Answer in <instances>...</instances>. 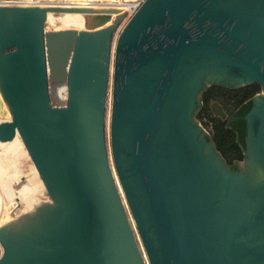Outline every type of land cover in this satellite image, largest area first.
<instances>
[{"label": "water", "instance_id": "95a60500", "mask_svg": "<svg viewBox=\"0 0 264 264\" xmlns=\"http://www.w3.org/2000/svg\"><path fill=\"white\" fill-rule=\"evenodd\" d=\"M74 10L90 30L51 96L48 8L0 5V139L21 135L49 201L0 226V264H264V0H143L121 30ZM250 84L233 165L198 115Z\"/></svg>", "mask_w": 264, "mask_h": 264}, {"label": "bare ground", "instance_id": "6f19581e", "mask_svg": "<svg viewBox=\"0 0 264 264\" xmlns=\"http://www.w3.org/2000/svg\"><path fill=\"white\" fill-rule=\"evenodd\" d=\"M140 0H0V5H39L48 8L44 25L45 48L51 96L69 95V70L78 37L90 30L89 13L74 8L109 10L103 26L114 23L118 13L132 10ZM62 6L66 11L52 10ZM106 12V11H105ZM12 119L0 88V123ZM110 120V118H108ZM49 202L37 166L18 133L0 139V226L21 218Z\"/></svg>", "mask_w": 264, "mask_h": 264}, {"label": "trees", "instance_id": "16d2710c", "mask_svg": "<svg viewBox=\"0 0 264 264\" xmlns=\"http://www.w3.org/2000/svg\"><path fill=\"white\" fill-rule=\"evenodd\" d=\"M261 91L259 84H250L238 89H229L220 85L210 86L202 96V109L198 118L210 115L214 121L212 139L218 150L231 164L244 159V141L246 134V120L244 116L252 106L253 96ZM219 101L224 106L235 108L233 119L222 120L214 116L211 104ZM236 166V165H235Z\"/></svg>", "mask_w": 264, "mask_h": 264}, {"label": "built area", "instance_id": "2783aa9c", "mask_svg": "<svg viewBox=\"0 0 264 264\" xmlns=\"http://www.w3.org/2000/svg\"><path fill=\"white\" fill-rule=\"evenodd\" d=\"M143 0H140V2L137 3V5L130 11L125 12V18L123 21V25L127 22V20L133 15V13L136 11V9L140 6L141 2ZM122 25V26H123ZM200 123L204 126L205 130L211 134V136L214 133V121L211 118L210 115H205L202 119H199Z\"/></svg>", "mask_w": 264, "mask_h": 264}, {"label": "rangeland", "instance_id": "374dc122", "mask_svg": "<svg viewBox=\"0 0 264 264\" xmlns=\"http://www.w3.org/2000/svg\"><path fill=\"white\" fill-rule=\"evenodd\" d=\"M128 11H130V10H128ZM125 13H118L117 14V16L116 17H118L119 15H124ZM125 18V17H124ZM123 21H124V19H122V21H120L121 23L118 25V27H117V30H121V27H122V25H123ZM124 26V25H123ZM111 89V88H110ZM110 92H111V90H110ZM111 95H109V97H108V105H109V107L111 106ZM2 251H3V249H2V247H1V244H0V255L2 254Z\"/></svg>", "mask_w": 264, "mask_h": 264}, {"label": "flooded vegetation", "instance_id": "af4514ba", "mask_svg": "<svg viewBox=\"0 0 264 264\" xmlns=\"http://www.w3.org/2000/svg\"><path fill=\"white\" fill-rule=\"evenodd\" d=\"M234 113H235V110L226 119H224V120L227 121V120L233 119Z\"/></svg>", "mask_w": 264, "mask_h": 264}]
</instances>
